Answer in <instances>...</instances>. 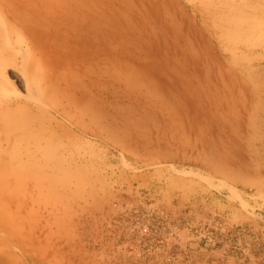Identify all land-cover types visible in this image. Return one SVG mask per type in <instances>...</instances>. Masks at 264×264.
<instances>
[{"label":"rangeland","instance_id":"1","mask_svg":"<svg viewBox=\"0 0 264 264\" xmlns=\"http://www.w3.org/2000/svg\"><path fill=\"white\" fill-rule=\"evenodd\" d=\"M0 3V264H264V0Z\"/></svg>","mask_w":264,"mask_h":264},{"label":"bare ground","instance_id":"2","mask_svg":"<svg viewBox=\"0 0 264 264\" xmlns=\"http://www.w3.org/2000/svg\"><path fill=\"white\" fill-rule=\"evenodd\" d=\"M25 2V1H24ZM1 4V3H0ZM30 5V4H29ZM33 5V4H32ZM25 8V7H24ZM26 10V9H25ZM29 10V8H28ZM7 12V11H6ZM41 16V15H40ZM48 16V15H47ZM46 16V17H47ZM16 18V17H15ZM17 20V19H16ZM38 23V22H37ZM13 25V24H12ZM11 25V26H12ZM45 25V24H44ZM16 26V25H15ZM21 26V25H20ZM14 28V27H13ZM49 28V27H48ZM131 29V28H129ZM2 33V32H1ZM43 33V32H42ZM125 34V33H124ZM140 38V37H139ZM41 40V39H40ZM136 40V39H135ZM146 40V39H145ZM134 41V40H133ZM120 46V45H119ZM118 47V46H117ZM122 47V46H121ZM28 49V48H27ZM35 49V48H34ZM32 50V49H31ZM122 50V48H121ZM19 53V52H18ZM14 55V54H13ZM16 57V56H15ZM100 57V56H99ZM122 61V60H121ZM115 63V62H114ZM96 66V65H95ZM98 66V65H97ZM96 66V67H97ZM95 67V68H96ZM40 68V66H39ZM98 69V68H97ZM103 69V68H102ZM36 70V69H35ZM105 70V69H104ZM98 71V70H97ZM55 72V71H54ZM86 72V71H85ZM96 72V71H95ZM105 72H107L105 70ZM110 72V71H108ZM49 75V74H48ZM112 75V74H111ZM40 76V75H39ZM61 76V75H60ZM64 76V75H63ZM62 76V77H63ZM86 76V75H85ZM101 76V75H100ZM108 76V74H107ZM67 77V76H66ZM101 78V77H100ZM7 79V78H6ZM32 77H27V85H28V91L26 93V96H28L29 98L31 97L30 94L32 95V91H31V80ZM122 79V77L120 78ZM132 79V78H131ZM43 80V79H42ZM66 80V79H65ZM74 80V79H73ZM102 80V79H100ZM113 80V79H112ZM35 81V80H33ZM50 81H51V87L49 89L48 92H46L45 94H47V96L42 92V95L41 93L40 94H36V92L34 94L36 95H32L33 97V102H31V104L29 102H25V101H22L20 98H16L12 103L13 105L16 106L15 109H26V110H29V111H32L34 109V107L36 108H41L42 105L44 104L45 105V102H49L48 100L51 99L49 98L48 96H51L52 94L54 93H57L56 92V87L58 85V77L54 74L51 73V77H50ZM107 81V80H106ZM127 81V80H126ZM125 81V82H126ZM141 81V80H140ZM147 81V80H145ZM42 82V81H41ZM71 82V81H70ZM109 82V80H108ZM95 83V82H93ZM113 83V82H112ZM120 83V82H119ZM38 84V83H37ZM67 85V84H66ZM96 85V84H94ZM114 85V84H113ZM35 86V85H34ZM75 86V85H74ZM70 87V86H69ZM101 87V86H100ZM68 88V87H67ZM83 88V87H82ZM147 88V87H146ZM36 89V88H35ZM77 89V88H76ZM145 89V88H144ZM44 90V88H43ZM83 90V89H82ZM141 90V89H140ZM73 92V91H72ZM76 92V91H75ZM47 97H48V100H47ZM58 97V96H57ZM62 98V97H61ZM53 99V98H52ZM56 99V98H55ZM54 100V99H53ZM65 100V99H64ZM12 101V100H11ZM11 104V102L9 103ZM82 104V103H81ZM77 100H67L65 102H63V100H58V101H55V104L54 105H51L50 106V110L49 112L52 113L54 116H56L57 118H61L63 119L64 121H67L71 127L73 129H76L78 130V132H82L83 135H87L88 133L94 137H97L100 135V133L102 132V130L98 127L96 128L95 130H91L90 132H87L84 128V126L82 125V120L85 116H87V112H86V109L82 107L81 105ZM47 105V104H46ZM10 106V105H9ZM48 106V105H47ZM9 107L7 106L6 104V109L7 110ZM43 111V110H42ZM42 114V113H41ZM47 114V113H46ZM50 115V114H49ZM34 117V116H33ZM32 116L29 117V118H26L23 120V123L25 126H31L34 124L35 120ZM89 117V116H88ZM91 117V116H90ZM105 117V116H104ZM86 119V118H85ZM5 121V118H4V115L2 114V112H0V123H3ZM55 121V120H54ZM86 123V122H85ZM99 124V123H98ZM1 125V124H0ZM89 129V128H88ZM13 133V132H12ZM91 136V137H92ZM26 144L25 145H28V147H32V145L29 144L30 141H35L36 140V136H35V133L34 132H31V133H28L27 137H26ZM11 139L7 136H0V147L2 146L3 143L5 144H11L10 143ZM3 162V159L0 158V163Z\"/></svg>","mask_w":264,"mask_h":264}]
</instances>
